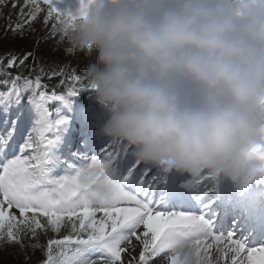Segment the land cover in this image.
<instances>
[{
    "label": "snow or ice",
    "instance_id": "snow-or-ice-1",
    "mask_svg": "<svg viewBox=\"0 0 264 264\" xmlns=\"http://www.w3.org/2000/svg\"><path fill=\"white\" fill-rule=\"evenodd\" d=\"M42 3L44 24L54 21L48 35H55L66 11L60 7L64 0ZM42 11L41 0H24L9 30L23 37ZM30 59L27 75L9 71L25 67ZM67 67L45 70L35 52L0 56V85L7 89L0 92V248H39L45 257L40 264H156L162 256L164 264H264V239L250 242L247 214L223 191L228 181L239 193L264 186V145L245 154L260 166L242 180L213 173L179 176L163 162L145 165L132 158L126 145L94 134L83 150L61 149L73 98L83 93L91 98L86 75L69 73ZM45 78L58 79L48 84ZM25 96L27 105L21 103ZM54 104L60 107L53 109ZM33 112L38 119L26 127ZM102 179L107 198L93 192ZM226 222L233 226L224 229ZM62 229L59 238L39 243L40 232ZM29 237L37 242L25 244ZM133 238L139 243L138 257L132 254Z\"/></svg>",
    "mask_w": 264,
    "mask_h": 264
},
{
    "label": "clouds",
    "instance_id": "clouds-1",
    "mask_svg": "<svg viewBox=\"0 0 264 264\" xmlns=\"http://www.w3.org/2000/svg\"><path fill=\"white\" fill-rule=\"evenodd\" d=\"M56 27L102 115L94 135L176 175L242 180L264 145V0H73ZM93 192L107 198L103 179Z\"/></svg>",
    "mask_w": 264,
    "mask_h": 264
},
{
    "label": "rangeland",
    "instance_id": "rangeland-1",
    "mask_svg": "<svg viewBox=\"0 0 264 264\" xmlns=\"http://www.w3.org/2000/svg\"><path fill=\"white\" fill-rule=\"evenodd\" d=\"M14 2L17 5L15 8H13L12 6ZM72 3L73 0H64V3L61 4L60 7L70 6ZM22 6H24V0H5V3L3 5H0V32L3 31L4 29L10 28V25H15L17 19H15L14 17L18 18V14ZM41 7L44 8L45 11H42L40 14H38L36 20L32 22L31 24L32 30L28 31L26 29L25 35L23 37H21L20 35L15 36V38H17L18 40L16 41V43L19 44L18 48L14 45V47L10 46V50H7V52L6 50L4 51L2 50V51L5 52L6 54L12 53L19 57H23V55L27 52H35L36 58H38L39 63L57 61L59 62L58 64L60 63L64 64L63 61H68L70 67L68 68L67 71L69 73H75L76 75L85 74L86 73L85 69H87V66L93 61L94 56L88 55L84 52H76L71 55L66 54L63 48L56 44V40L58 38L57 34L52 36L48 35L49 32L51 31L52 24L54 23V21L49 20L47 24H44V16L46 15V6L43 5L42 0H41ZM24 10L25 13L29 11L27 7H25ZM20 19L21 21H23V17H20ZM34 37L39 38L40 41H43L42 44L36 45V43H33ZM1 45L9 46L8 41H4V40L2 41L0 46ZM44 58H46L47 60L39 61ZM58 64H54V66L56 65L55 68L57 66H58L57 68L61 67ZM21 103L27 105L28 101H21ZM51 107L53 109H56L59 108L60 106L58 104H54ZM35 119H38V116L35 114V112H33L32 118L28 120L26 124H30L32 126V121ZM73 129L74 127L71 125V121H70L69 129L61 136V145H60L61 149H63L65 146L68 145L67 141L69 140L70 133H72ZM72 142L74 144V141ZM77 149L83 150L75 145H73V148H71L72 151H75ZM260 187H257L256 190H259ZM230 194L234 196V191H230ZM12 211L18 215L17 210L13 209ZM97 215L99 217V215L101 214L98 213ZM64 231L65 230L62 229L61 233H53L49 230L47 232L42 231L40 232V234L45 235L46 239L48 240L49 238H59L64 234ZM30 241H32V244L36 243V241L34 240L30 239ZM132 243L133 245H135L132 254L138 257L140 251L139 243L135 241V238H133ZM44 258L45 257L43 255V252L39 248L34 249L30 247L28 251H24L19 245H5L3 248H0V264H29L30 262L31 264H40V262ZM122 258L125 262H127L129 260V255L126 253L122 254ZM160 259L164 260V257L162 256V258ZM160 259L156 261V264H162V262H160L161 261Z\"/></svg>",
    "mask_w": 264,
    "mask_h": 264
},
{
    "label": "trees",
    "instance_id": "trees-1",
    "mask_svg": "<svg viewBox=\"0 0 264 264\" xmlns=\"http://www.w3.org/2000/svg\"><path fill=\"white\" fill-rule=\"evenodd\" d=\"M14 17V16H13ZM15 19H18V18H16V17H14ZM3 30V29H2ZM8 33H10V34H8ZM38 35V34H37ZM36 35V36H37ZM16 36V35H15ZM15 36L13 35V33L9 30V28H7V29H4L3 31H1L0 32V44L2 43V41L4 40V41H8V44H9V46H4V45H1L0 46V56H3V55H5L6 53L5 52H3L4 50H6V52H7V50H10V46H12V47H14V45L18 48V46H19V44L18 43H16V41H18L17 40V38H15ZM5 37H7V38H5ZM5 38V39H4ZM36 41H37V38L36 37H34L33 38V43H36ZM42 42L43 41H40L39 40V45L40 44H42ZM11 44V45H10ZM36 45H37V43H36ZM26 49V48H25ZM24 49V50H25ZM3 50V51H2ZM37 59V63L39 64V65H43L44 66V68H45V70H47L48 69V67L49 66H52V67H54L55 68V66H54V64H58L59 62H57V61H51V62H41V63H39L38 62V58H36ZM47 59L46 58H44V59H41V60H39V61H46ZM53 60V59H52ZM53 62V63H52ZM33 62H32V60L30 59L29 61H27L26 62V65H25V67H23V68H19V69H16V68H14V69H10L9 71H11L12 72V74L13 75H15V74H17V72H20V73H22L23 75H27L28 74V71H29V68H28V65H31ZM63 63L64 64H58L59 66H64V65H68V67H67V70H68V68L70 67V65H69V63H68V61H63ZM66 63V64H65ZM58 67V66H57ZM56 67V69H59V68H57ZM78 75H80V76H85L86 75V73L85 74H78ZM0 79H3V77H0ZM57 79L58 78H53L51 81H48L46 78H45V80H44V82L45 83H48V84H55L56 82H57ZM6 90V88L5 87H3L2 85H0V91H5ZM25 100L27 99V96H25V98H24ZM72 103H73V107H80V106H82V105H85V104H90V105H93V106H95L96 107V105L92 102V100H91V98L89 97V94L88 93H83V94H81L80 96H78V97H74L73 98V101H72ZM30 239L31 240H34V239H32L31 237H29V238H27L25 241H24V243L25 244H32V241H30ZM34 241H36V240H34ZM37 242V241H36ZM39 243L40 244H42V245H46V243H47V239H46V236L45 235H39ZM30 249V247H25V248H23V250L24 251H28ZM43 257V256H42ZM29 264H31V262L29 263Z\"/></svg>",
    "mask_w": 264,
    "mask_h": 264
},
{
    "label": "bare ground",
    "instance_id": "bare-ground-1",
    "mask_svg": "<svg viewBox=\"0 0 264 264\" xmlns=\"http://www.w3.org/2000/svg\"><path fill=\"white\" fill-rule=\"evenodd\" d=\"M26 127H31V125L30 124H26ZM256 186H252V188H251V192H254V191H256ZM259 191V193L257 194V197H259L260 199H264V186H261L260 187V189L258 190ZM246 196V198H248V199H252L249 195H245ZM248 228V227H247ZM246 234H248L247 233V231H246ZM162 258V257H161ZM160 259V258H159ZM161 260V259H160ZM160 262H162V264H164V260H161Z\"/></svg>",
    "mask_w": 264,
    "mask_h": 264
}]
</instances>
